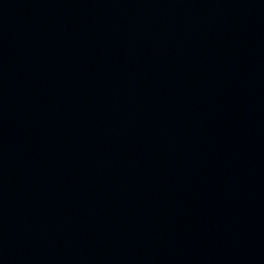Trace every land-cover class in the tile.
I'll list each match as a JSON object with an SVG mask.
<instances>
[{"label": "water", "instance_id": "1", "mask_svg": "<svg viewBox=\"0 0 264 264\" xmlns=\"http://www.w3.org/2000/svg\"><path fill=\"white\" fill-rule=\"evenodd\" d=\"M224 0H0V264H138Z\"/></svg>", "mask_w": 264, "mask_h": 264}]
</instances>
